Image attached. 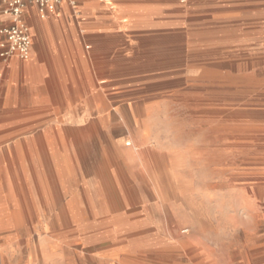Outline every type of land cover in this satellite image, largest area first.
<instances>
[{
  "label": "rangeland",
  "instance_id": "374dc122",
  "mask_svg": "<svg viewBox=\"0 0 264 264\" xmlns=\"http://www.w3.org/2000/svg\"><path fill=\"white\" fill-rule=\"evenodd\" d=\"M158 1L146 8L149 14L163 13ZM257 4L171 0L170 21L119 24L121 57L109 48L105 58L88 62L85 46L71 51L74 79L51 81L57 87L52 106L45 87L19 82L26 112L0 114L1 198L14 180L21 197L40 188L24 176L39 172L35 155L19 160L18 146L66 125L83 126L106 110L82 149L73 189L86 195L87 223L130 222L148 232L136 241L126 232L86 240L69 226L53 227L54 213L47 208L40 215L36 207L43 203L29 201L27 217L0 214V264H264V18L255 17ZM59 9L77 24L78 35L85 31L75 1L47 10L44 18L33 6L22 17L35 33L36 23L55 18ZM35 45L33 38V52ZM32 57L13 58L24 64ZM21 118L27 122H13ZM173 158L184 167L172 169ZM48 167L52 172L49 161ZM99 168L112 186L116 207L109 218L94 215ZM160 172L173 184L171 199L153 181Z\"/></svg>",
  "mask_w": 264,
  "mask_h": 264
},
{
  "label": "bare ground",
  "instance_id": "6f19581e",
  "mask_svg": "<svg viewBox=\"0 0 264 264\" xmlns=\"http://www.w3.org/2000/svg\"><path fill=\"white\" fill-rule=\"evenodd\" d=\"M36 74H37V68L35 67V65H30L27 67L26 77L28 80H38ZM105 111L106 110L98 111L96 114L97 118L85 122L83 126L69 127L66 125V127L59 128L57 133L48 132L44 136H40L36 138V140L34 139L33 141L27 142L26 145L18 146L17 150H18L19 160H25L26 162L27 159L26 157L28 153H32L33 155H35L34 160L36 161V165L39 168V172H35L34 174H30V172H27L26 175L24 176L27 178L26 181L27 185L33 183L35 185H38L40 188L35 190L27 189V191H25L24 194V195L27 194V197L26 196L21 197V191L19 189V186L17 185V181L14 180V186L9 187L7 190L8 195L6 199L5 200L2 199L0 195V214H5L7 216L10 217L12 216L15 218L27 217L29 213V209H31V206L28 205L29 201L33 203L41 202L43 204L37 205L36 207L39 210L40 215H43L44 211H48L47 210L48 208L52 213H54L53 221H52L53 227L69 226L70 228H74L79 238L82 237L88 240L91 238L92 234L104 235L107 234L108 232L116 233V234L126 232L129 238H135L136 241L137 238H140L141 235L146 234L148 230L144 229L143 226H141V224H136V223H130V222L123 223L119 221L87 223L85 220L86 212L82 203V200H84V197H86V195L83 193L79 195L73 189V184L75 183L76 170L78 169V166L82 161V159L80 158L82 149L85 150L88 141L92 139L94 134H96L95 133L96 130L99 129V125L101 121H103V119L106 118V115H104ZM48 161L51 162L52 172H49ZM181 162L178 158H173L170 167L172 169H179L180 166L184 165V164L181 165L182 164ZM97 171L98 172H95L97 179L96 182L97 188L95 189V199L98 201V205L96 207V212H95L96 214L94 215L109 218L108 214L112 213L116 207L111 202L113 198L112 190H111L112 186L110 187L108 177L106 176L107 174L105 172H102L101 168H99V170ZM34 177L36 179H34ZM179 179L176 180L175 182L176 190H179L181 187V181ZM153 181H155L156 184L160 187L161 192H166L165 194L167 195L166 199L167 198L171 199L170 192L171 189H173L172 187L173 184L171 183L167 172L158 173L157 176L155 177V180ZM60 201L62 202L61 205H59ZM4 204L8 206L7 210L4 209L3 206ZM141 239L142 238H140V240ZM159 243L163 244V241H160ZM159 243L157 242L156 244ZM56 247L59 246L57 245ZM66 252L74 253L73 251H70L68 249H66ZM110 257L113 258L115 257V255L111 254Z\"/></svg>",
  "mask_w": 264,
  "mask_h": 264
},
{
  "label": "crops",
  "instance_id": "0c3cea01",
  "mask_svg": "<svg viewBox=\"0 0 264 264\" xmlns=\"http://www.w3.org/2000/svg\"><path fill=\"white\" fill-rule=\"evenodd\" d=\"M78 6L84 11L85 20H83V32H77L76 25L73 21L66 18V14L60 9L57 11L55 18H49L45 23H36V31L32 33V28L29 27V32L32 40H36L34 52L31 50L33 57L26 63H20L16 58H10L6 61L0 59V114L5 112L22 113V107L18 102L20 95L18 94L19 88L21 89L22 80L26 85L31 88L45 87L46 97H48V106L53 105V97L57 94L55 92L56 86L51 81H65L68 82L74 77L70 74L69 59L71 57V51L79 48V46H85L87 50H91L88 53L83 54L84 61L90 62L93 57L105 58L106 51L110 48H114V58L121 57V50L123 49V42L117 38V25L125 22L130 24V21L137 20L139 23H145L148 19L161 18L165 22L170 21V2L171 0H159L158 2L163 4V13L154 15L148 13L146 8L152 4L151 1L157 0H137L139 6L132 4L133 0H74ZM258 1L256 5V18H264V0ZM115 2L116 7L111 4ZM151 2V3H150ZM28 4L25 11L33 7ZM108 6V7H107ZM111 6V9H109ZM133 6V8H132ZM150 7V6H149ZM117 9V11H113ZM134 9V11H133ZM63 19H62V18ZM66 21H62V20ZM125 20V21H124ZM115 36V39L112 38ZM45 44V48H38L39 41ZM70 40V41H69ZM69 58V59H68ZM99 64H103L99 59ZM47 62V63H46ZM54 63V64H53ZM30 65H35L37 68V83L33 84L27 80L26 69ZM47 65V66H46ZM49 68V69H48ZM51 73V74H50ZM86 75V70L83 71ZM100 73V72H99ZM90 74V70L87 75ZM45 83L47 85L45 86ZM37 85V86H36ZM20 86V87H19ZM19 87V88H18ZM67 90H70V86H67ZM51 99V100H50ZM37 111V110H36ZM49 111V110H48ZM54 112L53 107H51ZM24 111L23 113H25ZM41 112H45L41 110ZM39 120V119H38ZM0 121H4L0 117ZM51 122V120H48ZM13 122H27L25 119L16 120Z\"/></svg>",
  "mask_w": 264,
  "mask_h": 264
},
{
  "label": "built area",
  "instance_id": "2783aa9c",
  "mask_svg": "<svg viewBox=\"0 0 264 264\" xmlns=\"http://www.w3.org/2000/svg\"><path fill=\"white\" fill-rule=\"evenodd\" d=\"M63 2L74 4V0H0V59L30 58L32 40L22 17L28 4L35 6L39 16L44 18L47 10L53 12Z\"/></svg>",
  "mask_w": 264,
  "mask_h": 264
}]
</instances>
